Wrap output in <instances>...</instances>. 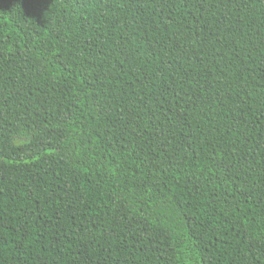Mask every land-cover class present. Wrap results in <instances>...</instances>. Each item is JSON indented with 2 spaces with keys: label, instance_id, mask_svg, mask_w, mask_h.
<instances>
[{
  "label": "trees",
  "instance_id": "trees-1",
  "mask_svg": "<svg viewBox=\"0 0 264 264\" xmlns=\"http://www.w3.org/2000/svg\"><path fill=\"white\" fill-rule=\"evenodd\" d=\"M0 264H264V0H0Z\"/></svg>",
  "mask_w": 264,
  "mask_h": 264
}]
</instances>
